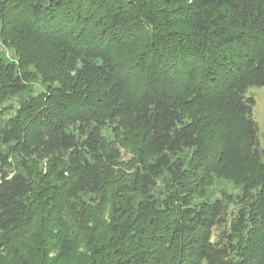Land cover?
Here are the masks:
<instances>
[{
  "label": "trees",
  "instance_id": "trees-1",
  "mask_svg": "<svg viewBox=\"0 0 264 264\" xmlns=\"http://www.w3.org/2000/svg\"><path fill=\"white\" fill-rule=\"evenodd\" d=\"M0 37V264L264 263V0H0ZM221 129L257 170L197 204Z\"/></svg>",
  "mask_w": 264,
  "mask_h": 264
},
{
  "label": "rangeland",
  "instance_id": "rangeland-1",
  "mask_svg": "<svg viewBox=\"0 0 264 264\" xmlns=\"http://www.w3.org/2000/svg\"><path fill=\"white\" fill-rule=\"evenodd\" d=\"M0 58L4 63L13 65H19V56L10 46L6 45L0 37ZM24 68L23 66H21ZM35 76L34 90H41L44 85L41 72L35 69L33 65L28 67ZM31 88V87H30ZM33 90V88H32ZM248 94L255 100V106L253 109V118L257 123L259 129L260 143L264 146V87L258 89H250ZM224 130L221 129L218 132H211L206 137L204 147L197 150L195 157L196 162L199 161V167L206 173L203 175L205 181L203 182L202 189L198 196L195 198V203L201 204L206 201H212L215 198H219L223 193L229 194L232 200L242 197L246 192L247 188L244 185L245 182L250 181L252 174L256 173L254 167H245L241 162L238 163V158L235 157V151H229L223 158H215L216 152L224 151ZM212 137V138H211ZM237 149H242L241 140L236 137ZM122 160L130 159L131 155L125 151L120 150ZM192 154V153H191ZM195 162V163H196ZM48 159H38L37 169L42 171V174L47 172ZM200 171V169L198 170ZM233 208V206L231 205ZM261 227V225H259ZM260 261V257L256 264H264Z\"/></svg>",
  "mask_w": 264,
  "mask_h": 264
}]
</instances>
